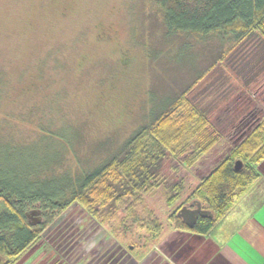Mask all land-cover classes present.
Segmentation results:
<instances>
[{"label":"rangeland","instance_id":"obj_1","mask_svg":"<svg viewBox=\"0 0 264 264\" xmlns=\"http://www.w3.org/2000/svg\"><path fill=\"white\" fill-rule=\"evenodd\" d=\"M182 43L165 36L143 0H0V173L33 174L58 155V173L93 168L111 154V144L149 123L150 97L186 90L222 135L192 169L194 179L188 175L196 184L264 121V41L252 37L221 61L207 48L187 50ZM176 167L166 156L158 174L174 183ZM149 195L146 206L170 229L165 193ZM113 223L103 226L74 204L11 264L141 259L144 230L114 236Z\"/></svg>","mask_w":264,"mask_h":264},{"label":"trees","instance_id":"obj_2","mask_svg":"<svg viewBox=\"0 0 264 264\" xmlns=\"http://www.w3.org/2000/svg\"><path fill=\"white\" fill-rule=\"evenodd\" d=\"M143 2L146 11L157 14L165 36L183 38L180 47L187 50L207 48L219 55V61L252 37L264 41V0ZM212 59L210 55L207 61ZM158 96L150 97L149 123L121 143L111 144V154L93 168L79 165L58 173L54 166L61 159L58 155L49 166L33 174L0 173V264H11L39 240L45 225L74 204L103 226L115 222L111 229L114 236L123 234L125 238L133 236L137 228L144 230L139 249H145L164 230L154 210L145 204V198L158 190L165 193V201L173 209L167 216L171 229L209 234L236 199L260 177L257 166L264 161V121L193 184L187 181L188 175L194 179L192 169L221 143L222 135L205 112L191 103L186 90L160 100ZM69 139L72 146L76 138ZM166 156L178 163L176 169L181 173L174 183L158 174ZM237 160L242 167L235 171ZM31 175L34 181L28 179ZM192 201L200 202L213 216L198 217L194 227L189 228L177 211ZM109 206L111 210H106ZM32 207L41 209L44 217L38 226H30L26 218ZM134 243L129 246H137Z\"/></svg>","mask_w":264,"mask_h":264},{"label":"crops","instance_id":"obj_3","mask_svg":"<svg viewBox=\"0 0 264 264\" xmlns=\"http://www.w3.org/2000/svg\"><path fill=\"white\" fill-rule=\"evenodd\" d=\"M257 170L260 177L209 234L164 229L129 264H264V161Z\"/></svg>","mask_w":264,"mask_h":264},{"label":"water","instance_id":"obj_4","mask_svg":"<svg viewBox=\"0 0 264 264\" xmlns=\"http://www.w3.org/2000/svg\"><path fill=\"white\" fill-rule=\"evenodd\" d=\"M242 167L241 161L237 160L234 164V170L238 171ZM42 211L39 208L30 210L26 213V218L30 226H37L42 222ZM177 216L189 227L193 228L198 217H212V213L201 207V203L198 201H192L188 205H183L178 211ZM31 217H33L31 219ZM31 219V220H30Z\"/></svg>","mask_w":264,"mask_h":264},{"label":"flooded vegetation","instance_id":"obj_5","mask_svg":"<svg viewBox=\"0 0 264 264\" xmlns=\"http://www.w3.org/2000/svg\"><path fill=\"white\" fill-rule=\"evenodd\" d=\"M28 212H30V210ZM41 219H42V214H41Z\"/></svg>","mask_w":264,"mask_h":264}]
</instances>
